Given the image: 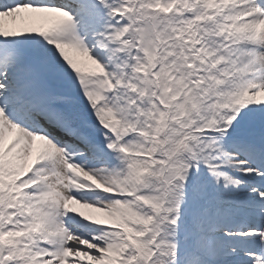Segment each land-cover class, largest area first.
Segmentation results:
<instances>
[{
	"label": "snow or ice",
	"instance_id": "6c2138e0",
	"mask_svg": "<svg viewBox=\"0 0 264 264\" xmlns=\"http://www.w3.org/2000/svg\"><path fill=\"white\" fill-rule=\"evenodd\" d=\"M0 264H264V0H0Z\"/></svg>",
	"mask_w": 264,
	"mask_h": 264
}]
</instances>
